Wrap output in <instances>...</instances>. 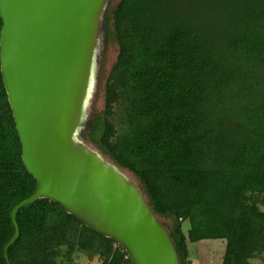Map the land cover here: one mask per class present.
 Returning a JSON list of instances; mask_svg holds the SVG:
<instances>
[{
	"label": "trees",
	"instance_id": "obj_1",
	"mask_svg": "<svg viewBox=\"0 0 264 264\" xmlns=\"http://www.w3.org/2000/svg\"><path fill=\"white\" fill-rule=\"evenodd\" d=\"M113 16L125 60L107 79L99 145L170 220L181 264L202 241L224 242L221 264H251L264 253V0H124ZM35 185L0 72V264H131L48 199L18 211L5 260L11 210Z\"/></svg>",
	"mask_w": 264,
	"mask_h": 264
},
{
	"label": "water",
	"instance_id": "obj_2",
	"mask_svg": "<svg viewBox=\"0 0 264 264\" xmlns=\"http://www.w3.org/2000/svg\"><path fill=\"white\" fill-rule=\"evenodd\" d=\"M107 6L108 0H0V72L21 159L36 181L11 210L5 260L19 236L18 211L48 199L114 241L131 264H181L169 226L138 180L99 145L95 126L104 109L87 115ZM88 128L95 148L79 137Z\"/></svg>",
	"mask_w": 264,
	"mask_h": 264
},
{
	"label": "rangeland",
	"instance_id": "obj_3",
	"mask_svg": "<svg viewBox=\"0 0 264 264\" xmlns=\"http://www.w3.org/2000/svg\"><path fill=\"white\" fill-rule=\"evenodd\" d=\"M123 1L124 0H108V6L105 13L106 18L104 16L106 30L104 29L103 25V34L96 56V69L94 74L95 82L87 107V115H91V118L101 114L102 110L104 109L106 102V83L116 59L118 62L125 60L123 44L119 38L117 29L120 19L117 16L115 18L113 16L116 7ZM103 126L104 124L101 127L103 128ZM79 137L87 145L95 148V146L92 144L93 138L89 137L88 132L85 131L83 134L81 133ZM131 179L138 183L135 178L133 179L131 177ZM160 221L167 227L170 225V220L168 219L160 218ZM188 228L189 226L187 222H183L181 229L185 234ZM224 248L225 245L222 241H202L195 244H187L188 260L191 262V264H221ZM77 261L86 263L88 262V259L86 257L80 256L78 257ZM251 264H264V253L254 259Z\"/></svg>",
	"mask_w": 264,
	"mask_h": 264
}]
</instances>
